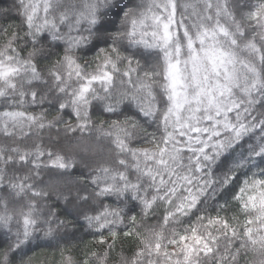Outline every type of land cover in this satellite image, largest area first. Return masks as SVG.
I'll use <instances>...</instances> for the list:
<instances>
[{"label": "snow or ice", "instance_id": "6c2138e0", "mask_svg": "<svg viewBox=\"0 0 264 264\" xmlns=\"http://www.w3.org/2000/svg\"><path fill=\"white\" fill-rule=\"evenodd\" d=\"M13 12L18 24H0V133L19 142L0 146V234L10 240L0 264L37 239L41 224L43 238L57 241L84 228L134 234L136 209L144 217L161 206L159 230L116 264H241L250 253L264 264V0H14L0 18ZM101 43L111 52L100 48L90 73L76 52ZM116 76L131 86L118 96ZM45 104L77 121L65 132H88L97 106L124 117L104 133L113 166L89 173L87 194L65 195L60 213L44 212L51 196L41 172L75 163L23 142L67 124L46 121ZM140 135L154 148H131ZM233 201L236 215L209 214Z\"/></svg>", "mask_w": 264, "mask_h": 264}, {"label": "trees", "instance_id": "16d2710c", "mask_svg": "<svg viewBox=\"0 0 264 264\" xmlns=\"http://www.w3.org/2000/svg\"><path fill=\"white\" fill-rule=\"evenodd\" d=\"M13 3L14 0H0V9H8L12 7ZM5 23L11 25L18 24L19 20L16 18V13L13 12L11 16L0 18V24ZM100 48L104 49L105 52H111L110 46L103 43L99 44L98 47L91 45L76 52L79 63L85 66L90 73L96 71L97 65L102 62L105 52H99ZM121 54L129 55L130 53L124 51L122 48ZM58 58L53 57L52 59L55 60ZM136 59L140 60L142 67L145 66L144 59L140 57H136ZM43 63L47 65L49 62L44 61ZM124 67V65H121V71L124 70ZM122 79L120 76L115 77L113 84L114 95L118 96L131 87L127 83H122ZM133 79H135V76H133ZM45 108L46 121L56 123L61 120H66L67 124L56 123V126L51 130L48 128L40 130L31 139H26L23 142L29 146L33 143L39 144L41 148L57 152L64 156L65 159H70L75 163V167L68 171L44 169L41 172L43 181L41 187H44L51 196V199L44 202V212L46 213L50 206L52 211L60 213L63 212L65 206L63 198L65 195L72 198L78 194H87L83 192V188L87 184V175L89 173H93L100 167L113 166L116 152L111 139L104 133L108 131L112 123L116 121L123 122L124 117L103 112L99 106L94 107L92 110L93 127L88 132L81 134L79 131H64L68 125L76 126L77 121L74 118L67 116L66 113L58 112L54 107H49L47 104H45ZM2 109L3 105H0V110ZM28 111L32 114H39L41 109L39 107H31L28 108ZM145 127L146 125H140L136 131L143 134ZM147 131L151 133L153 129L147 128ZM57 132H59V135H57ZM156 135L158 136L159 133H156ZM142 141L143 135L136 136L129 146L133 149L151 150L154 148L152 143ZM18 142H14L0 133V146H14ZM44 160H47V157H44ZM87 189L88 193L93 191L91 185H87ZM225 199H229V197H225ZM223 202V200L220 201L221 204ZM92 203L93 207L100 210V200H94ZM104 204L106 206L110 205L112 208L116 207L112 199L105 200ZM213 207L216 208L215 211L212 210ZM234 208V201L228 205V210H221L219 205H213L209 207V214L213 217L219 215L227 219L236 215ZM89 214L92 213L89 212ZM133 215L136 216L137 221V227L132 229V233L134 234H128V229L124 225H121L115 230L116 235H112L107 229L100 233L90 232L87 228H84L76 230L75 235H69L57 241L43 238V232L47 230L48 225L41 224L37 232V239L26 245L22 251L9 254L11 264H63V260L68 256H71L73 259L86 258L88 264H101V261L106 257L108 264H116L120 255L131 256L137 246L142 247L151 238L152 229L159 230L161 218L164 215V207H155L153 212H149L144 217H141L140 209L137 208ZM44 218L46 219L47 217L45 216ZM52 219L53 221L55 220V218ZM59 219L68 220L70 217L61 215ZM192 219L194 223L195 218L193 217ZM189 226L185 222L184 227ZM175 230L179 231V228ZM13 231H15V228ZM72 231V229H69V233ZM0 233H2V230H0ZM61 236H63V233H61ZM102 240L107 241L108 245H112V247L109 248L107 245L101 244ZM9 242L10 240L7 236L0 234V255L7 249ZM169 250L171 251L172 249ZM260 259L261 257L258 253H250L241 264H259Z\"/></svg>", "mask_w": 264, "mask_h": 264}]
</instances>
